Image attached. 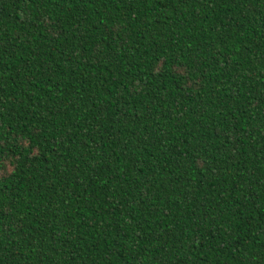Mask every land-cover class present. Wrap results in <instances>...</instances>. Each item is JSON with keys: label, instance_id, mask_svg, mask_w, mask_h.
Returning a JSON list of instances; mask_svg holds the SVG:
<instances>
[{"label": "trees", "instance_id": "trees-1", "mask_svg": "<svg viewBox=\"0 0 264 264\" xmlns=\"http://www.w3.org/2000/svg\"><path fill=\"white\" fill-rule=\"evenodd\" d=\"M0 264H264V0H0Z\"/></svg>", "mask_w": 264, "mask_h": 264}]
</instances>
